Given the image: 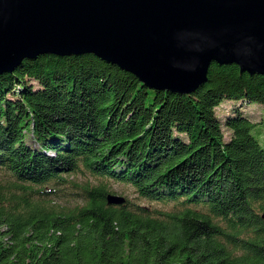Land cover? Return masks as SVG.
<instances>
[{
	"label": "trees",
	"instance_id": "obj_1",
	"mask_svg": "<svg viewBox=\"0 0 264 264\" xmlns=\"http://www.w3.org/2000/svg\"><path fill=\"white\" fill-rule=\"evenodd\" d=\"M222 99L239 104L219 119ZM241 103L264 108V76L235 64L184 94L90 53L0 73V264H264V146ZM108 181L135 196L106 204Z\"/></svg>",
	"mask_w": 264,
	"mask_h": 264
},
{
	"label": "water",
	"instance_id": "obj_2",
	"mask_svg": "<svg viewBox=\"0 0 264 264\" xmlns=\"http://www.w3.org/2000/svg\"><path fill=\"white\" fill-rule=\"evenodd\" d=\"M83 53L177 94L202 84L212 62L264 76V0H0V73Z\"/></svg>",
	"mask_w": 264,
	"mask_h": 264
},
{
	"label": "rangeland",
	"instance_id": "obj_3",
	"mask_svg": "<svg viewBox=\"0 0 264 264\" xmlns=\"http://www.w3.org/2000/svg\"><path fill=\"white\" fill-rule=\"evenodd\" d=\"M238 104L239 102L236 100L233 101L228 99H222L220 100L219 104L215 107L216 115L219 117V119H222V116L226 114V110L229 109L228 111H230V109H233L232 107L233 105H238ZM242 104L243 103L239 105L241 108L239 106L237 108L241 109L244 112V114L248 115L251 121L256 123L250 130L251 135L254 136V138L261 146H264V108L259 107V105H256V103H249V104L244 103L243 106H241ZM258 113H260V115H258ZM223 134L224 136H226L227 131L225 130ZM72 177L74 178L72 182L79 187L83 185L82 183L86 182L84 181L85 179L87 180L86 183L95 182V180L92 177L82 174H76L73 175ZM108 183H109L110 191L112 192L108 194H115L122 197L124 195H127L128 197L135 196L130 186L113 181H108Z\"/></svg>",
	"mask_w": 264,
	"mask_h": 264
}]
</instances>
